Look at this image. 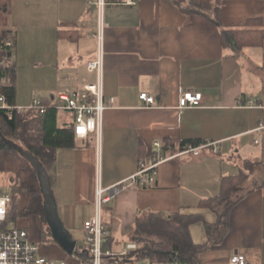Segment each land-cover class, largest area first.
Here are the masks:
<instances>
[{
    "label": "crops",
    "instance_id": "obj_1",
    "mask_svg": "<svg viewBox=\"0 0 264 264\" xmlns=\"http://www.w3.org/2000/svg\"><path fill=\"white\" fill-rule=\"evenodd\" d=\"M104 1L100 10L98 0H9L15 77L23 63L45 91L27 101L17 85L18 106L35 99L53 104L60 92H82L95 83L97 72L87 64L98 56L103 27L109 107L99 137H76L75 147L57 150L48 170L66 228L73 237L85 235L98 187L124 182L103 211L112 252L136 243L140 217L180 213L194 216L189 231L197 245L182 263L229 264L242 253L247 264H264V129L257 131L264 123V41L235 42V33L264 29V0ZM186 91L202 93L203 101L180 108ZM144 92L153 104L140 98ZM66 120L62 114L59 124ZM192 139L217 142L218 151L209 146L199 155L182 153L180 144ZM156 154L162 157L156 180L133 181L141 163ZM3 176L0 193H9L13 179ZM227 176L239 182L222 197ZM30 201L23 192L10 219L29 231L40 254L70 261L41 215H17ZM76 249L86 246L77 242Z\"/></svg>",
    "mask_w": 264,
    "mask_h": 264
},
{
    "label": "trees",
    "instance_id": "obj_2",
    "mask_svg": "<svg viewBox=\"0 0 264 264\" xmlns=\"http://www.w3.org/2000/svg\"><path fill=\"white\" fill-rule=\"evenodd\" d=\"M8 13L9 0H0V71L5 78L2 92L8 103L16 105L17 83L11 61L16 37L10 28ZM263 41L264 29H247L235 33V42L239 46L260 44ZM7 42H11V46H8ZM45 105L48 106L45 112L28 109L10 114L0 108V175L7 177H10L9 174L14 175V179L12 178L7 185L12 197L8 215L12 216L14 205L21 194L27 192L31 200L30 205L17 215L39 214L46 222L43 194L33 166L3 139L6 137L13 140L33 153L49 170L56 159L57 150L75 147L76 136L73 131L74 121L72 122L74 114L67 110L59 111L56 103ZM62 114H66L68 120L59 124ZM188 144L201 145L203 141L200 139L183 141L179 150L183 151ZM235 178L231 176L223 178L222 197L228 196L236 187L239 181L237 182ZM193 219V215L180 213L171 216L149 213L140 217L132 237L138 244V249L130 252L129 256L154 257L159 261L177 259L181 262L186 261V258H192L197 248L189 231Z\"/></svg>",
    "mask_w": 264,
    "mask_h": 264
},
{
    "label": "built area",
    "instance_id": "obj_3",
    "mask_svg": "<svg viewBox=\"0 0 264 264\" xmlns=\"http://www.w3.org/2000/svg\"><path fill=\"white\" fill-rule=\"evenodd\" d=\"M127 4H134V0H125ZM105 5L104 0H98V6L101 10ZM100 49L98 56L90 60L87 64L89 71L97 72V81L88 83L84 86L82 92L63 91L58 94L56 107L59 111H71L74 114L73 131L77 138L83 139L89 136L100 134V127L103 115L109 103L105 100L103 93V69H104V51H103V27H100L98 34ZM11 46V42H7ZM1 64V63H0ZM5 84V78L0 71V108L5 109L10 114L14 111L20 113L28 109H39L41 112L47 110V105L39 99H35L29 107L12 105L8 103L6 96L2 92ZM140 98L147 105L154 103V97L148 93H141ZM203 101V94L200 92L186 91L179 97V107L185 108L197 105ZM264 129V123H261L257 131ZM256 143L259 140L255 141ZM161 146L160 142L154 143ZM211 146L213 151H218L217 142H206L201 145L188 144L182 153L199 155L201 150ZM162 160L161 155L156 154L149 161L142 162L139 170L131 179L143 184H150L156 180L158 175V165ZM124 182L118 183L108 189L98 187L96 198L95 215L87 219L83 224V231L86 240V249L84 251L76 249L70 256L74 260H58L43 256L39 252L38 245L31 240L27 229L18 227L8 215L9 204L12 200L10 193H0V264H185L181 261L166 260H146L137 256L130 257L132 251L138 249L137 243H129L125 249L120 252H112L107 249V225L103 219L105 204L109 203L121 190ZM229 264H247V258L242 253L233 255Z\"/></svg>",
    "mask_w": 264,
    "mask_h": 264
},
{
    "label": "water",
    "instance_id": "obj_4",
    "mask_svg": "<svg viewBox=\"0 0 264 264\" xmlns=\"http://www.w3.org/2000/svg\"><path fill=\"white\" fill-rule=\"evenodd\" d=\"M5 142L14 148L22 157L28 160L33 166L35 173L39 179L41 191L43 194V207L47 224L51 230L53 239L58 242L64 250L69 254H73L77 247V241L71 232L66 228L58 209L56 202L52 180L47 168L30 151L24 149L21 145L13 140L3 137Z\"/></svg>",
    "mask_w": 264,
    "mask_h": 264
},
{
    "label": "rangeland",
    "instance_id": "obj_5",
    "mask_svg": "<svg viewBox=\"0 0 264 264\" xmlns=\"http://www.w3.org/2000/svg\"><path fill=\"white\" fill-rule=\"evenodd\" d=\"M17 59V57H15ZM16 83L19 85V91L21 94V98L23 100L29 101L31 98L34 97V95L41 96L45 93V91L41 90L42 83L40 80L35 81L36 74L34 71H29L27 68L23 67V63H17V69H16ZM11 178L14 179V175L9 174ZM74 238L78 242L79 247H85L86 246V240L85 235H83L81 232L74 233ZM33 241V239L31 238ZM34 242V241H33ZM67 259L74 260L70 255L67 254Z\"/></svg>",
    "mask_w": 264,
    "mask_h": 264
}]
</instances>
